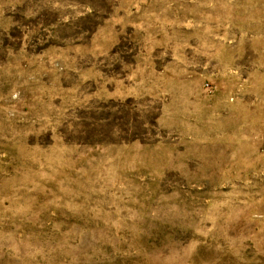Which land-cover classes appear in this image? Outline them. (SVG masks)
<instances>
[{"label": "rangeland", "instance_id": "obj_1", "mask_svg": "<svg viewBox=\"0 0 264 264\" xmlns=\"http://www.w3.org/2000/svg\"><path fill=\"white\" fill-rule=\"evenodd\" d=\"M0 264H264V0H0Z\"/></svg>", "mask_w": 264, "mask_h": 264}]
</instances>
